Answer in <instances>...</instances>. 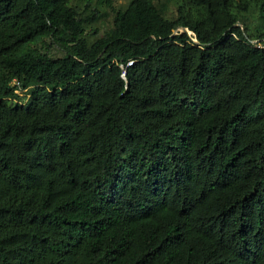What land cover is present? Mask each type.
<instances>
[{
  "label": "trees",
  "instance_id": "trees-1",
  "mask_svg": "<svg viewBox=\"0 0 264 264\" xmlns=\"http://www.w3.org/2000/svg\"><path fill=\"white\" fill-rule=\"evenodd\" d=\"M113 1L0 0V264H264V0Z\"/></svg>",
  "mask_w": 264,
  "mask_h": 264
},
{
  "label": "rangeland",
  "instance_id": "rangeland-1",
  "mask_svg": "<svg viewBox=\"0 0 264 264\" xmlns=\"http://www.w3.org/2000/svg\"><path fill=\"white\" fill-rule=\"evenodd\" d=\"M80 0H72V3L76 4V3H79ZM128 2V0H114L113 3L115 5V7H124L126 5V3ZM110 24V19H109V16L107 18H105L103 21H98L94 24L93 27L97 28V33L93 35V33H91V29L89 30V33H91L90 36H93V37H96V36H99L102 34V32L109 26ZM92 27V28H93ZM182 29H180L181 31ZM188 34H191L190 32H187ZM44 47V46H43ZM50 51L52 53H54L55 55H61L62 53L58 50L56 51V49L54 48H51ZM17 94L21 95L22 92H18Z\"/></svg>",
  "mask_w": 264,
  "mask_h": 264
},
{
  "label": "water",
  "instance_id": "water-1",
  "mask_svg": "<svg viewBox=\"0 0 264 264\" xmlns=\"http://www.w3.org/2000/svg\"><path fill=\"white\" fill-rule=\"evenodd\" d=\"M181 31H186V32H188V30H187L186 28H182ZM194 41L197 42L196 40H194Z\"/></svg>",
  "mask_w": 264,
  "mask_h": 264
},
{
  "label": "built area",
  "instance_id": "built-area-1",
  "mask_svg": "<svg viewBox=\"0 0 264 264\" xmlns=\"http://www.w3.org/2000/svg\"><path fill=\"white\" fill-rule=\"evenodd\" d=\"M17 93L19 92V91H16Z\"/></svg>",
  "mask_w": 264,
  "mask_h": 264
},
{
  "label": "clouds",
  "instance_id": "clouds-1",
  "mask_svg": "<svg viewBox=\"0 0 264 264\" xmlns=\"http://www.w3.org/2000/svg\"><path fill=\"white\" fill-rule=\"evenodd\" d=\"M189 32V31H188Z\"/></svg>",
  "mask_w": 264,
  "mask_h": 264
}]
</instances>
